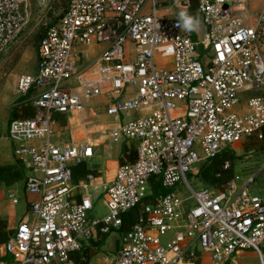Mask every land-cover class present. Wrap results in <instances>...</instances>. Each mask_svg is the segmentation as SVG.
I'll list each match as a JSON object with an SVG mask.
<instances>
[{"label":"built area","instance_id":"2783aa9c","mask_svg":"<svg viewBox=\"0 0 264 264\" xmlns=\"http://www.w3.org/2000/svg\"><path fill=\"white\" fill-rule=\"evenodd\" d=\"M162 2L68 0L39 41L37 72L17 76L19 93L36 91V111L12 120L9 137L27 170L26 190L37 198L33 220L6 243L9 264H79L74 253L83 242L121 229L129 212L137 219L109 264H203L205 253L216 264H244L246 249L264 264V198L250 188L254 176L236 173L217 188L195 189L188 180L235 144L264 138V94L242 100L264 90V8L256 16L249 0H197L207 29L195 40L177 26L192 1L183 0L173 18L161 12ZM28 4L0 0V60L27 28ZM96 44L106 46L84 61ZM162 46L173 51L170 69L156 59ZM102 95L114 126L84 118V130L99 127L109 143L137 140L136 159L120 163L111 182L98 186L89 173L75 184L73 166L93 157L97 145L72 134L71 142L55 141L54 114L85 113ZM131 112L137 117L122 119ZM153 181L163 194L153 196ZM181 181L192 195L177 191ZM100 195L107 212L91 216Z\"/></svg>","mask_w":264,"mask_h":264},{"label":"crops","instance_id":"0c3cea01","mask_svg":"<svg viewBox=\"0 0 264 264\" xmlns=\"http://www.w3.org/2000/svg\"><path fill=\"white\" fill-rule=\"evenodd\" d=\"M162 1V6L160 8L162 13L172 18L176 17L180 13L183 0ZM249 1L251 11L257 16L264 8V0ZM188 16L192 17L194 21L197 22L193 30H188V32L193 39L199 40L207 29L206 24L203 21V17L197 10V7H191ZM105 46L106 45L104 44H96L90 47L86 52L87 55L84 56V61H91L103 50ZM158 64L161 65L159 61ZM38 65L39 57L37 47V57L34 63V69L32 71H26L24 69V65L22 64L19 66V69H16L21 73H36ZM172 66L173 56L170 64L160 67L170 69ZM2 71V68H0V167L7 166V170L10 171L0 173V176L4 179L0 182V264H9L13 261V257L10 253H8L6 243L8 239L14 235L20 223L23 221L33 220L31 203L37 198V195L29 193L26 190L27 170L16 156L15 143L9 137V127L12 120L26 116L31 112V110L36 111L35 106L31 102L32 98L36 96V91L32 90L27 94L19 93L16 84L17 76L21 73L17 74L13 70L9 73ZM261 93L263 94L264 90L256 91L255 94ZM131 95V93L127 92L123 96L131 97ZM108 102L109 97L102 95L92 100L85 113L74 112L69 115L62 113L54 114V118L57 120V123L54 126L56 132L54 137L55 141L62 143L71 142L72 134L75 142H83L85 140L92 139L97 145L95 146L94 156L85 161L83 164H79L78 174L80 176L76 179L74 178L75 184H78L89 173H93L97 177L96 185L98 186L104 182H111L115 178L116 171L120 163L125 161H134L136 159V149L138 145L137 140H125L116 143H109V141L101 134L99 127L93 126L87 131L83 128L82 120L84 118L92 120L94 123H109L107 124V127L114 126L112 123L113 119L106 113ZM137 115V112H131L130 114L122 115V119L127 120L135 118ZM240 144H243V142L237 143V145ZM229 151L231 152V149ZM263 169L264 163L261 167L246 175H248V177L254 176L255 181L257 175ZM198 173L196 177H198ZM236 173L242 174L243 172L242 170H238ZM82 174L86 175L81 176ZM202 185L205 184L202 183ZM250 188L253 192L264 198V191H259L262 187L254 185L250 186ZM152 189L153 196L161 195L165 192L163 186L156 181L152 182ZM98 191L100 192V190ZM83 192V189L79 187L77 197L80 198L81 193ZM11 195L17 197L18 201H14V198L11 197ZM101 196L102 195H100V197ZM103 202L106 206L104 197ZM135 213L137 214V212ZM91 216L102 217L103 215ZM131 216L132 215H126L128 226L125 223L121 229H115L107 233L97 231L92 240L83 242V248L74 253V258L77 259L78 263L84 264L85 262L86 264H109L110 261L118 254L122 246L121 234L127 230L126 227H129ZM205 259L211 261L209 264H216L211 260L209 253H205L203 255V264L206 262ZM242 262L244 264H249L243 260Z\"/></svg>","mask_w":264,"mask_h":264},{"label":"rangeland","instance_id":"374dc122","mask_svg":"<svg viewBox=\"0 0 264 264\" xmlns=\"http://www.w3.org/2000/svg\"><path fill=\"white\" fill-rule=\"evenodd\" d=\"M67 5L68 0H29V24L21 37L10 47L0 60V68H2V72L5 71V73H9L13 70L17 74L21 73L20 71H17L21 64L24 65L26 71H32L34 69V63L37 57V47L42 34L46 27L58 20L61 14L65 11ZM172 56L173 51L169 46L159 47L156 53V59L161 63L160 66L170 64ZM255 93L256 91L253 90L248 93H243L242 100L245 101L249 96L254 95ZM231 152L238 157L235 161L234 173L238 170H242V176L247 178L248 175L246 174H250V172L261 167L264 163V139L246 140L243 144H235L234 148L231 149ZM188 180L195 189H199L200 185L203 183L199 177L191 176ZM251 184L250 186L258 185L262 187L259 191H264V169L257 175L256 180ZM177 191L183 197L192 195L191 190L187 188L183 181L178 183ZM189 204L193 205L194 200L190 199ZM105 211L107 212V207L103 202L102 195L99 198V201L95 203L94 209L90 211V215H105ZM172 236L173 233L168 232L163 236V241L166 242ZM240 258L249 264H259L258 255L253 249L243 250ZM205 261L204 264H209V262H211L206 259Z\"/></svg>","mask_w":264,"mask_h":264},{"label":"trees","instance_id":"16d2710c","mask_svg":"<svg viewBox=\"0 0 264 264\" xmlns=\"http://www.w3.org/2000/svg\"><path fill=\"white\" fill-rule=\"evenodd\" d=\"M191 1H192V7H197L198 5L197 0H191ZM34 111L35 110L33 111L31 110V112L28 113L26 116H33L35 113ZM236 159H238V157L233 152H230L229 150L225 151L219 154L218 156H216L215 158H212L206 161L205 163H203L200 167L198 177L201 179V181H203L204 184L208 186L218 187L219 185L225 183L234 176L235 174L234 165ZM227 161L230 163V166L225 168L224 165ZM7 169H8L7 166L0 167V173H5L7 171L9 172L10 170ZM78 172H79V164H76V166L75 165L73 166V173L75 179L80 176ZM84 175L86 174H82L81 176ZM3 180H4L3 177L0 176V182ZM124 215H123L124 224L125 223L127 224L126 215H132L131 220L129 221L130 225L132 226V224L134 223L137 217V214L135 212H129V213H125ZM130 225L129 227H126V229L131 228ZM84 264L86 263L84 262Z\"/></svg>","mask_w":264,"mask_h":264},{"label":"clouds","instance_id":"9594fccd","mask_svg":"<svg viewBox=\"0 0 264 264\" xmlns=\"http://www.w3.org/2000/svg\"><path fill=\"white\" fill-rule=\"evenodd\" d=\"M197 22L194 21V19L190 16H188L186 13L180 14V22L178 23V27H183L185 30H193L195 24Z\"/></svg>","mask_w":264,"mask_h":264}]
</instances>
